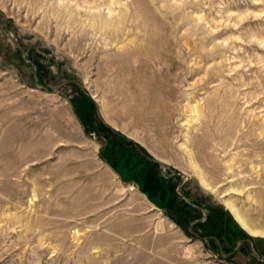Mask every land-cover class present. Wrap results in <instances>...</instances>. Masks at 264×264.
<instances>
[{
	"label": "rangeland",
	"instance_id": "374dc122",
	"mask_svg": "<svg viewBox=\"0 0 264 264\" xmlns=\"http://www.w3.org/2000/svg\"><path fill=\"white\" fill-rule=\"evenodd\" d=\"M226 200L264 234V0H0V264H264Z\"/></svg>",
	"mask_w": 264,
	"mask_h": 264
},
{
	"label": "crops",
	"instance_id": "0c3cea01",
	"mask_svg": "<svg viewBox=\"0 0 264 264\" xmlns=\"http://www.w3.org/2000/svg\"><path fill=\"white\" fill-rule=\"evenodd\" d=\"M150 203L152 205H156L155 203H153V201H150ZM159 206H161V204ZM225 227H226L225 235H227V233L230 234L240 233L239 229L236 227V224L231 222L229 218H225ZM243 240H247V239L243 238ZM239 245L240 244H237V247L231 251L230 250L224 251L223 249L220 248L217 253L213 252V254H215V256H219L220 258L223 257L227 262H229V264H238L236 260H239V256H238L240 255L238 253L240 251ZM256 258L259 259V261H264V254L261 253V251H259L258 255H256Z\"/></svg>",
	"mask_w": 264,
	"mask_h": 264
},
{
	"label": "bare ground",
	"instance_id": "6f19581e",
	"mask_svg": "<svg viewBox=\"0 0 264 264\" xmlns=\"http://www.w3.org/2000/svg\"><path fill=\"white\" fill-rule=\"evenodd\" d=\"M199 180L201 185H203L205 188L210 189L211 185L208 183V181L205 179V177L202 176L201 173H198ZM225 206L230 211V213L233 215L235 220L238 222V224L241 226L242 229L247 231L250 235L254 237H264V234L258 230L253 229L251 226L248 225V223L245 221L244 217L241 215V213L238 211L237 207L231 202L226 200ZM196 247V246H194ZM196 250V249H195Z\"/></svg>",
	"mask_w": 264,
	"mask_h": 264
},
{
	"label": "water",
	"instance_id": "95a60500",
	"mask_svg": "<svg viewBox=\"0 0 264 264\" xmlns=\"http://www.w3.org/2000/svg\"><path fill=\"white\" fill-rule=\"evenodd\" d=\"M22 53H23V55H24V52L22 51ZM24 58H25V56H24ZM57 90V87H54V88H52L50 91L51 92H54V91H56Z\"/></svg>",
	"mask_w": 264,
	"mask_h": 264
},
{
	"label": "built area",
	"instance_id": "2783aa9c",
	"mask_svg": "<svg viewBox=\"0 0 264 264\" xmlns=\"http://www.w3.org/2000/svg\"><path fill=\"white\" fill-rule=\"evenodd\" d=\"M130 190H134V187L133 186H130Z\"/></svg>",
	"mask_w": 264,
	"mask_h": 264
}]
</instances>
